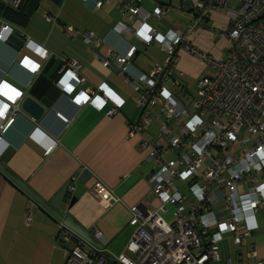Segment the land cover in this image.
Listing matches in <instances>:
<instances>
[{
    "label": "built area",
    "instance_id": "obj_1",
    "mask_svg": "<svg viewBox=\"0 0 264 264\" xmlns=\"http://www.w3.org/2000/svg\"><path fill=\"white\" fill-rule=\"evenodd\" d=\"M111 1L96 0L95 5L101 7ZM141 1L120 0L123 10L129 13L130 23L119 21L112 29L121 34L132 32L144 48L159 44L165 54L163 63L155 64L151 73L140 72L135 76L141 87L128 77L136 90L142 92L136 100L141 117L129 125V136L147 129L153 113L158 120L163 117L156 141H141L147 151L144 161L153 162L156 167L151 180L160 201L159 209L141 205L131 208L130 222L135 229L125 251L115 260L60 222L58 240L74 241L73 247L64 250L67 264H209L220 259L218 244L225 233L233 234L234 242L240 243L242 235L259 227L256 213L264 204V0H237L234 8L228 7L230 0H179V12L189 22L166 33L147 21L150 13L142 9ZM0 2L17 8L22 0ZM165 7L157 5L152 14L163 18L168 9L176 10L169 5ZM224 7L229 8V23L219 33L230 43L227 55L219 57L196 45L192 35L208 26L214 10ZM14 30L11 24L0 23V42H7ZM83 42L91 44L93 35L85 32ZM136 51L137 47L131 45L125 53L113 50L105 57L95 51V56L105 67H115L130 75ZM181 52L195 56L215 71L198 79L194 95L186 92L178 76ZM49 55L46 48L26 36L19 64L34 73ZM64 62L57 84L66 94H73L71 98L77 106L101 107L111 99L113 106L107 113L116 112L122 100L107 87L90 92L78 89L74 93L84 81L80 76L82 67L76 60ZM23 94V90L0 79V100L8 104L11 115L0 129L2 161L12 150L3 134L21 111ZM31 137L44 147L46 154L55 147V140L38 127ZM246 178L249 184L241 192L239 184ZM72 179L77 180V176ZM178 181L187 183L190 196L183 194ZM93 189L105 207L110 205V196L102 183L98 182ZM219 198L225 199L229 212L225 220H218L212 211ZM170 205L172 217L167 219L162 214ZM241 220L246 223L243 234ZM96 234L98 238L102 236L101 231ZM248 256L256 260L255 264H264L255 250ZM228 264L239 263L229 260Z\"/></svg>",
    "mask_w": 264,
    "mask_h": 264
},
{
    "label": "crops",
    "instance_id": "obj_2",
    "mask_svg": "<svg viewBox=\"0 0 264 264\" xmlns=\"http://www.w3.org/2000/svg\"><path fill=\"white\" fill-rule=\"evenodd\" d=\"M95 2L65 0L58 7L44 0L40 6L44 10L39 8L25 27L14 26L0 18V23L7 22L15 28L7 42H0V79L23 90V98L32 96L48 110L40 123L22 111L16 114L13 123L3 134L9 149H12L4 164L45 200L51 199L71 180L74 187L71 195L77 199L70 209L66 201L61 214H70L95 240L107 245V249L117 258L125 251L135 229L130 222L131 208L141 205L158 210L160 205L151 180L156 167L153 162L144 161L147 151L141 146V141H156L163 117L158 120L153 113V120L147 129L133 137L128 133L129 125L138 122L141 117L136 100L142 94L136 90L130 78L141 87L142 83L135 76L140 72L151 73L155 64L163 63L165 54L159 44L144 48L132 32L125 31L122 35L112 29L119 21L130 23L129 13L123 10L120 0H112L101 7H96ZM157 5L175 8L172 3L160 0H142V9L150 13L147 21L151 25L161 31L157 22L163 20L169 23L163 33L182 28L173 27V24L179 25L173 19L178 15L175 9H168L163 18L152 14ZM207 23V27L192 35V41L214 56L225 57L230 42L216 33L228 25V12L222 14L220 8L214 10ZM85 32L93 35V42L89 45L83 42ZM26 36L46 48L50 54L39 71L34 73L19 64ZM102 39V43H97ZM131 45H135L137 51L130 75L123 74L115 67H105L95 56V51L105 57L113 50L125 53ZM65 59L76 60L82 67L80 76L84 81L73 92L78 89L98 91L102 86L107 87L122 100L116 112L107 113L113 106L111 99L101 107H79L72 101L73 94H66L57 84ZM177 65L179 79L186 92L191 94L184 77L186 73L195 75L198 72L199 60L181 52ZM4 110V115L0 116V129L11 117ZM36 127L56 142L49 154L31 137ZM84 169L91 173L86 182L72 179L75 175L79 178ZM98 182L107 188L110 196L107 207L93 189ZM247 184V178L239 184L241 192ZM185 194L190 196L188 185ZM225 205L224 198L217 199L213 204L212 211L218 220L229 217ZM172 210L170 205L162 215L170 219ZM256 218L259 227L242 235L240 243L234 242L233 234L225 233L218 244L220 259L211 260L209 264H228L229 260L239 264H255L256 260L248 256L251 250H255L258 259L264 261V204L257 210ZM59 224L60 221L36 205L0 172V264H67L64 250L73 247L74 241L58 240ZM240 225L243 234L245 221L241 220ZM97 231L102 232L100 238Z\"/></svg>",
    "mask_w": 264,
    "mask_h": 264
},
{
    "label": "water",
    "instance_id": "obj_3",
    "mask_svg": "<svg viewBox=\"0 0 264 264\" xmlns=\"http://www.w3.org/2000/svg\"><path fill=\"white\" fill-rule=\"evenodd\" d=\"M20 110L30 116L34 121L40 123L47 114V108L40 102L35 100L32 96H25L20 103ZM0 172L7 176L11 182L18 187L24 194H26L36 205L40 206L46 210L53 218L62 222L66 227H68L72 232L81 236L85 241H87L94 248L102 251V253L110 260H115V256L107 249L101 241L95 240L82 226L77 224L70 214H61L64 203L68 201V208L70 209L75 203L77 197L72 196L71 192V180L68 181L51 199L45 200L39 194H37L26 182L25 180L12 174L5 166L4 161L0 159ZM77 176V175H76ZM91 176L89 170L84 169L77 180L81 182H86Z\"/></svg>",
    "mask_w": 264,
    "mask_h": 264
},
{
    "label": "rangeland",
    "instance_id": "obj_4",
    "mask_svg": "<svg viewBox=\"0 0 264 264\" xmlns=\"http://www.w3.org/2000/svg\"><path fill=\"white\" fill-rule=\"evenodd\" d=\"M147 1L148 0H145V2H147ZM160 1L165 2V3H172V5L175 6L176 11L178 12V15L173 16V19H176L175 21L177 23H179V25L173 24V27L175 29H178V26H183L184 27V26H186L188 24L189 18L185 14L179 12V9L181 8V2L179 0H160ZM237 5H238L237 0H230V2L228 4V7L229 8H234ZM228 7L220 8L221 13L222 14H227V12L229 11ZM40 10L43 11L44 8L41 7ZM168 24L165 21L162 20V21H158L156 25H158V28L162 32H164V31L167 30ZM216 34L218 36L220 35L219 30L217 31ZM217 41H216V43H217ZM199 63H200V68L198 66V72H196L195 75H191L189 73H186L185 77H184L185 81L187 83V86L189 87V91L193 95L196 94V91H197V86L196 85H197L198 79L202 75H212L215 72L213 69H211L210 66L206 65L205 63H203L201 61H199ZM184 183L185 182H182V181H178L177 182V186L180 188V190L183 192V194H184V192L186 193V191H187V185L184 184Z\"/></svg>",
    "mask_w": 264,
    "mask_h": 264
},
{
    "label": "trees",
    "instance_id": "obj_5",
    "mask_svg": "<svg viewBox=\"0 0 264 264\" xmlns=\"http://www.w3.org/2000/svg\"><path fill=\"white\" fill-rule=\"evenodd\" d=\"M44 0H22L17 8H12L0 2V18L14 26L25 27L32 15L40 8ZM60 7L65 0H49Z\"/></svg>",
    "mask_w": 264,
    "mask_h": 264
},
{
    "label": "clouds",
    "instance_id": "obj_6",
    "mask_svg": "<svg viewBox=\"0 0 264 264\" xmlns=\"http://www.w3.org/2000/svg\"><path fill=\"white\" fill-rule=\"evenodd\" d=\"M7 101H8V100H7ZM0 104H1L2 106H6V110H7L8 114H9L10 107H8V104H7V103H4V102L1 101V100H0ZM8 114H7V116H8Z\"/></svg>",
    "mask_w": 264,
    "mask_h": 264
},
{
    "label": "snow or ice",
    "instance_id": "obj_7",
    "mask_svg": "<svg viewBox=\"0 0 264 264\" xmlns=\"http://www.w3.org/2000/svg\"><path fill=\"white\" fill-rule=\"evenodd\" d=\"M16 95H19V93H16ZM4 107L6 108V106H4ZM3 115H4V110L3 109H0V116H3Z\"/></svg>",
    "mask_w": 264,
    "mask_h": 264
},
{
    "label": "bare ground",
    "instance_id": "obj_8",
    "mask_svg": "<svg viewBox=\"0 0 264 264\" xmlns=\"http://www.w3.org/2000/svg\"><path fill=\"white\" fill-rule=\"evenodd\" d=\"M1 109H3V110H4V109H6V108H5L4 106H2V107H1ZM4 111H5V110H4ZM14 119H15V118H14Z\"/></svg>",
    "mask_w": 264,
    "mask_h": 264
}]
</instances>
